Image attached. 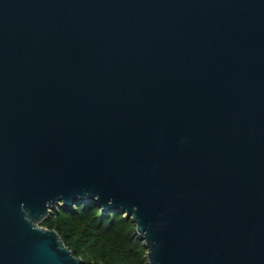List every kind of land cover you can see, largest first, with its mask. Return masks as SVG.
<instances>
[{"label":"water","instance_id":"95a60500","mask_svg":"<svg viewBox=\"0 0 264 264\" xmlns=\"http://www.w3.org/2000/svg\"><path fill=\"white\" fill-rule=\"evenodd\" d=\"M90 200L264 264V0H0V264H81L40 222Z\"/></svg>","mask_w":264,"mask_h":264},{"label":"trees","instance_id":"16d2710c","mask_svg":"<svg viewBox=\"0 0 264 264\" xmlns=\"http://www.w3.org/2000/svg\"><path fill=\"white\" fill-rule=\"evenodd\" d=\"M41 225L55 229L81 264H148L134 221L121 210L104 213L93 201L51 208Z\"/></svg>","mask_w":264,"mask_h":264}]
</instances>
